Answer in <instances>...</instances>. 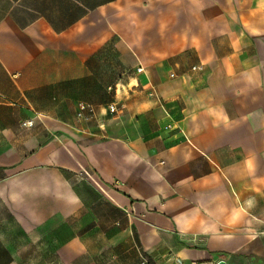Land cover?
<instances>
[{"label": "crops", "instance_id": "0c3cea01", "mask_svg": "<svg viewBox=\"0 0 264 264\" xmlns=\"http://www.w3.org/2000/svg\"><path fill=\"white\" fill-rule=\"evenodd\" d=\"M19 232L59 264L264 254V0H0V264Z\"/></svg>", "mask_w": 264, "mask_h": 264}, {"label": "rangeland", "instance_id": "374dc122", "mask_svg": "<svg viewBox=\"0 0 264 264\" xmlns=\"http://www.w3.org/2000/svg\"><path fill=\"white\" fill-rule=\"evenodd\" d=\"M18 255L16 256V264H59L56 255H48L46 251L48 246L44 244V240L40 233H36L33 239L26 238L21 232L17 233ZM106 250V249H104ZM104 263L116 264L111 256L100 255ZM223 264H264V254L236 255ZM218 264V263H212Z\"/></svg>", "mask_w": 264, "mask_h": 264}, {"label": "built area", "instance_id": "2783aa9c", "mask_svg": "<svg viewBox=\"0 0 264 264\" xmlns=\"http://www.w3.org/2000/svg\"><path fill=\"white\" fill-rule=\"evenodd\" d=\"M136 71L138 73H143L144 70H143V68L138 67L136 69ZM148 96L157 100L158 102H160V96L153 87L149 88ZM118 111H119V108L116 104H111V105L107 106V112L109 114H116V113H118ZM98 115L99 114H98V111L96 110L95 106L88 104V103H85V102H79L77 104V110H76V118L77 119L96 120L98 118ZM22 125H23V127H30L33 125V122L31 120L24 121L22 123ZM169 127L170 126H168L167 129ZM81 174L83 176H85L87 179H89L99 189H101L99 184L95 181L94 176L90 172L82 169ZM140 258H141V264H149L148 260L142 254H140ZM177 264H180V263H177ZM192 264H195V263H192Z\"/></svg>", "mask_w": 264, "mask_h": 264}, {"label": "water", "instance_id": "95a60500", "mask_svg": "<svg viewBox=\"0 0 264 264\" xmlns=\"http://www.w3.org/2000/svg\"><path fill=\"white\" fill-rule=\"evenodd\" d=\"M218 264H223V262H219Z\"/></svg>", "mask_w": 264, "mask_h": 264}]
</instances>
